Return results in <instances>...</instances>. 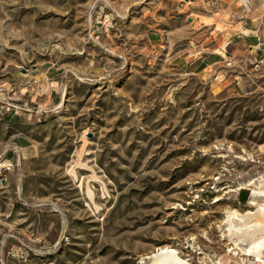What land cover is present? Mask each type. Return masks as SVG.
<instances>
[{"label": "rangeland", "instance_id": "1", "mask_svg": "<svg viewBox=\"0 0 264 264\" xmlns=\"http://www.w3.org/2000/svg\"><path fill=\"white\" fill-rule=\"evenodd\" d=\"M202 5L0 0V264H264V68H196Z\"/></svg>", "mask_w": 264, "mask_h": 264}, {"label": "crops", "instance_id": "2", "mask_svg": "<svg viewBox=\"0 0 264 264\" xmlns=\"http://www.w3.org/2000/svg\"><path fill=\"white\" fill-rule=\"evenodd\" d=\"M198 21L204 26L211 28L210 37L214 43L215 49L200 54L191 59V62L197 61L199 71L210 68L216 72L220 64H226L223 57L224 43L228 46L227 55L232 60L228 66L236 64L241 56L251 53V59L258 50L259 37H264V0H203L202 9L197 12ZM206 18V19H205ZM226 49V48H225ZM53 71L52 65L46 69V74ZM32 76L33 73H27ZM21 81L13 82L20 87ZM24 93L23 87L20 88ZM3 119L8 124L21 123V117L12 113L4 112ZM0 140V146L3 143L11 145L14 150L22 152L24 148L32 147L33 143L30 136L22 133L8 132ZM11 141V142H7ZM8 151L7 154H10Z\"/></svg>", "mask_w": 264, "mask_h": 264}, {"label": "bare ground", "instance_id": "3", "mask_svg": "<svg viewBox=\"0 0 264 264\" xmlns=\"http://www.w3.org/2000/svg\"><path fill=\"white\" fill-rule=\"evenodd\" d=\"M263 190V189H262ZM253 193L255 195H264V191H260L257 188L253 190ZM255 203V201L253 200ZM254 213V212H250ZM234 216L237 218L239 221L238 224H231L228 229L238 231L239 233H243L245 229H253V227H261L264 228V221H261L259 219H256L254 221H248L246 219L245 215H242L238 213V211L234 212ZM257 235V234H256ZM240 241H242L245 244V251L249 255H253L256 258H264V232L261 233V235L256 236L250 241H245L243 238H239ZM258 249V251L256 250Z\"/></svg>", "mask_w": 264, "mask_h": 264}, {"label": "built area", "instance_id": "4", "mask_svg": "<svg viewBox=\"0 0 264 264\" xmlns=\"http://www.w3.org/2000/svg\"><path fill=\"white\" fill-rule=\"evenodd\" d=\"M254 56L251 58V62L253 63L254 67L257 68H264V37H259V42H258V50L256 51V53L253 54ZM226 59V64H231L232 60L229 58L228 55H224ZM18 107L16 105H14L12 102H8L6 103V105H4V111L5 112H14V113H19V109H17Z\"/></svg>", "mask_w": 264, "mask_h": 264}, {"label": "trees", "instance_id": "5", "mask_svg": "<svg viewBox=\"0 0 264 264\" xmlns=\"http://www.w3.org/2000/svg\"><path fill=\"white\" fill-rule=\"evenodd\" d=\"M239 197L243 201H246L249 197V190L248 189H241L239 192Z\"/></svg>", "mask_w": 264, "mask_h": 264}]
</instances>
